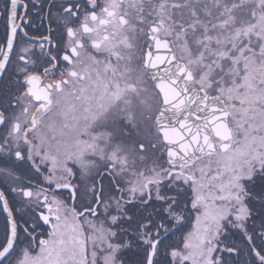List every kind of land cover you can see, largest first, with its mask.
I'll return each instance as SVG.
<instances>
[{
    "label": "snow or ice",
    "instance_id": "snow-or-ice-1",
    "mask_svg": "<svg viewBox=\"0 0 264 264\" xmlns=\"http://www.w3.org/2000/svg\"><path fill=\"white\" fill-rule=\"evenodd\" d=\"M45 6L0 0V80L15 60L19 85L0 97V264H264V75H249L254 58L264 64V0L260 47L248 38L209 51L211 61L201 52L199 76L171 47L150 45L142 66L154 94L134 107L103 82L124 44L98 15L104 0H66L36 35ZM89 16L100 26L77 31ZM153 50L163 63H151ZM81 52L109 103L73 86L91 80L76 70ZM77 102L91 128L68 140Z\"/></svg>",
    "mask_w": 264,
    "mask_h": 264
},
{
    "label": "flooded vegetation",
    "instance_id": "flooded-vegetation-1",
    "mask_svg": "<svg viewBox=\"0 0 264 264\" xmlns=\"http://www.w3.org/2000/svg\"><path fill=\"white\" fill-rule=\"evenodd\" d=\"M154 1L156 0H104V3L108 6L107 13L98 12V15L102 19L108 21V31L114 36V40L124 42V44L118 48L122 58L118 61L113 60L112 64L114 70L107 73L102 71V78L105 83L114 80L116 84L119 85L125 106L131 105L134 107L137 103L138 97H143L144 94H154L153 82L149 78L150 71L142 66L144 53L148 50L150 45L153 46V48L155 46L154 41L150 39L152 35H160L163 38H168L172 43L176 56L179 59L184 60L178 53L179 46L177 47L174 33L168 30V26L164 19L161 18L160 14L158 16L155 11L151 10V8L149 9V7L153 6ZM163 1L164 7L167 3H170L169 0ZM41 2L43 3V0H41ZM47 2L52 4L53 7L49 11L45 6L40 12L39 17L35 21L36 26L32 29V32L36 35H39V33L46 30V21L54 20L65 15L64 13L59 12V9L62 5L66 4V0H47ZM79 2L83 6V0H79ZM97 3L99 4V0H97ZM234 6L238 8L241 5L237 6L236 4ZM85 11L90 12L91 10L85 9ZM67 15L71 16V13H68ZM157 16L158 18H156ZM151 18L156 19L151 20ZM99 26L98 23L93 25L92 17L89 16L77 31ZM56 35H60L59 29L57 30ZM27 46V42L21 40L19 47L16 49L17 53ZM185 61L188 63L187 60ZM188 65L190 64L188 63ZM95 67L97 66L91 64L89 57L81 52L80 63L77 65L76 70L81 74H84L85 68H88L91 71ZM137 67H139V70H137ZM15 71L16 61L13 60L12 66L8 69L7 75L3 80H0V97L10 96L17 92L19 85L16 83L17 77ZM193 74L194 76H197L194 71ZM58 78L59 77H53V79ZM260 78L261 77L256 79L257 82ZM95 81L96 74L94 71H91L90 81L73 80V86L86 88L87 94L91 97L92 103L94 104L109 103L107 96L102 95V85ZM260 87H263V85H260ZM60 99L68 103L73 102L71 97L62 96ZM87 107L88 105L81 106L77 102V108L79 109L77 114L78 124L65 130L66 138L68 140H71L81 131H87L91 128V124L86 120ZM0 219H2V215H0Z\"/></svg>",
    "mask_w": 264,
    "mask_h": 264
},
{
    "label": "rangeland",
    "instance_id": "rangeland-1",
    "mask_svg": "<svg viewBox=\"0 0 264 264\" xmlns=\"http://www.w3.org/2000/svg\"><path fill=\"white\" fill-rule=\"evenodd\" d=\"M163 2L156 0L149 9L164 19L168 30L175 35L177 47L179 46L178 53L188 61L197 76L200 75L198 69L201 52L211 61L214 59L212 55H208L211 50L224 52L232 47V43L243 47L247 44L248 38L252 40L254 48H259L262 43L256 35L260 32L258 23L260 10L256 8L257 0H169L170 3L165 7ZM236 4L241 6L236 8L234 6ZM205 29L208 31L205 32ZM245 33L248 34L247 38ZM206 36H210L211 39H207ZM241 40L244 41L243 44L240 43ZM203 45H208V48L205 49ZM224 63L227 68L228 61ZM249 75L253 82H257L256 79L264 75V64L259 57L250 62ZM207 77L208 73L205 72L203 78ZM260 88H264V85ZM256 93L259 95V90Z\"/></svg>",
    "mask_w": 264,
    "mask_h": 264
},
{
    "label": "water",
    "instance_id": "water-1",
    "mask_svg": "<svg viewBox=\"0 0 264 264\" xmlns=\"http://www.w3.org/2000/svg\"><path fill=\"white\" fill-rule=\"evenodd\" d=\"M153 36L156 37V40L154 41V43H155L154 48H167V47H171L172 52L175 54L174 48L172 46V43H171V41L168 38H163L160 35H152V37ZM175 56H176V54H175ZM177 59L178 60H182V59H179L178 57H177ZM150 60H151V63L152 64H161V63H163L164 56L162 54H157L155 51H152ZM183 61L186 64H188L185 60H183ZM190 70L193 72V70H192L191 67H190ZM160 87L162 89H164L165 93L168 94V95H171L172 93L175 92V89L172 88L171 85L168 84V83H166V82L161 83Z\"/></svg>",
    "mask_w": 264,
    "mask_h": 264
}]
</instances>
